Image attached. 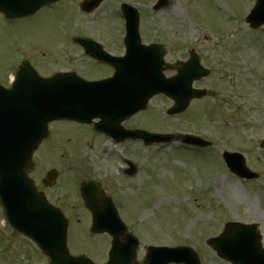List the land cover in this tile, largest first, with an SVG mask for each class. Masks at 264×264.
Listing matches in <instances>:
<instances>
[{
    "label": "rangeland",
    "instance_id": "374dc122",
    "mask_svg": "<svg viewBox=\"0 0 264 264\" xmlns=\"http://www.w3.org/2000/svg\"><path fill=\"white\" fill-rule=\"evenodd\" d=\"M80 1L72 0V13L61 17L67 21L71 15L72 28H65H70L72 35L95 31L105 36L104 31L108 30L115 37L122 22L114 8L124 1L139 6V26L144 40L157 37L183 50L186 45L208 50L209 57L205 62L213 66V72L203 83L217 88L216 98L195 101L193 108L190 105L183 113L186 118L166 117L163 114L165 102L156 99L151 104L154 109L143 111L138 117L154 128L197 132L212 141L209 150L170 152L161 148L152 152L137 143L132 146L125 143L120 147L123 150L120 153L130 157L134 154L139 165L130 184L119 180L120 171L117 169L123 164L120 158H114L115 162L104 158L96 144L89 147L87 156L93 172L110 175L104 180L106 191L124 207L123 216L127 221L135 222L143 241L163 245L191 244L199 252L203 264H229L218 258L204 239L221 231L226 221H247L264 210V150L259 147V138L264 137V27L251 29L244 21L253 0H166V5L157 10L151 8L155 0H104L88 14L79 9ZM52 25L51 20L19 21L10 27L18 40L9 45L8 27L2 24L0 17L1 80L8 77V65L13 60L11 46L25 40L40 41L42 33ZM106 37L111 40V36ZM20 50L16 59L22 54L30 56L29 60L41 73H48V62L35 52L25 54ZM72 66L82 72L87 69L77 61L72 62ZM221 74H224L222 79ZM163 117L166 118L165 123ZM56 124L51 125L55 133L61 127ZM60 130L59 137L52 139L53 133L46 141V148L42 147L34 154L36 168L32 177L36 185H40L47 163L56 162L57 155L54 156L52 151L67 159L71 155L64 146L66 141L70 139L72 146L69 143L68 146L75 153L83 144L74 128L63 127ZM56 145L57 149H53ZM223 150L241 152L247 165L261 177L253 181L243 180L225 170L220 155ZM50 155L54 157L50 158ZM60 160L58 158L54 164L63 167L65 170L62 172L67 175L70 162L64 165ZM68 181L66 176V184ZM54 187L50 193L63 199V189L57 184ZM123 195L127 199L126 204L121 203L120 196ZM261 229L264 233V223ZM2 252L0 246V254Z\"/></svg>",
    "mask_w": 264,
    "mask_h": 264
},
{
    "label": "water",
    "instance_id": "95a60500",
    "mask_svg": "<svg viewBox=\"0 0 264 264\" xmlns=\"http://www.w3.org/2000/svg\"><path fill=\"white\" fill-rule=\"evenodd\" d=\"M30 1L0 0V10L8 14L9 8H13L16 11L12 15L17 16L20 15L19 12L26 9ZM98 1L83 2L82 7L84 10H89ZM256 19L259 22L264 20V7L261 1L248 16V20L252 23ZM125 42L129 51L127 60L137 62L141 66L140 75L137 70L134 77L125 78L127 81L121 84V86L125 84L124 89L127 90L125 93H128L129 90L137 93L135 96L140 98L138 99L140 101L136 103L138 108H145L148 98L154 93H169L179 99V105L173 111L180 109L185 96L182 91L172 88L176 84L172 78L168 80L160 75L161 56L156 55V58L151 59V66L148 69L145 66L148 65L149 60L143 57V53L139 58L134 52L138 46L136 13L132 16L128 15ZM117 76L121 77V71L115 75V79H118ZM22 78V76L18 77L9 89L0 87V204L8 212L9 207L23 209L22 217L17 218V215H20L18 213L10 215L16 222L15 227L35 240L48 255L56 254L58 257H66L63 246L65 238L63 222L60 235L55 234L51 238L53 240L51 244H46L50 237L44 230L49 228L50 217L48 208L39 206L40 197L34 194V188L27 178L30 156L40 139L46 135L47 121L55 117H71L68 116L73 112H69V103L75 106L74 116L77 118L87 113V109H78L91 97L99 96L98 103L100 105L107 104L109 100L105 102L104 94H101L106 86L105 82L89 85L70 77H54L49 82L32 78L28 84L27 82L23 84L19 82ZM87 92H91V95H88ZM97 109L101 110L103 107L98 106ZM82 120L86 121L88 118ZM227 156L234 155L227 154ZM231 166L232 170L241 176L250 175L243 160L238 163L232 162ZM90 206L93 216L97 217L98 209ZM41 213L46 214L45 219L40 218ZM97 223H99L98 220ZM54 231L57 232V228L52 230V232ZM59 240L63 241L60 247ZM208 242L220 256L230 260L233 264H264V251L259 247V235L255 232L253 225L227 223L224 232L217 238H211ZM58 248L62 250V253L57 252ZM159 255L160 252L157 253V259ZM166 256L181 258L186 262L191 260L189 255L185 254L182 257L181 253Z\"/></svg>",
    "mask_w": 264,
    "mask_h": 264
},
{
    "label": "flooded vegetation",
    "instance_id": "af4514ba",
    "mask_svg": "<svg viewBox=\"0 0 264 264\" xmlns=\"http://www.w3.org/2000/svg\"><path fill=\"white\" fill-rule=\"evenodd\" d=\"M63 0H60L56 3L50 4L43 9L46 14L40 16L36 21L44 22V21H52L53 25L44 31L42 33L43 38L40 41H36L37 44L34 45H27V48H24V53L31 52V50H34L35 53L44 61L48 62L49 64V71L47 74L44 75H50L57 71H72L77 70L75 68H72V61L73 59L81 62L84 61L88 63L87 69L85 70L86 75L88 78H98L102 76H106L110 74L111 69L105 65L101 64L90 57L86 56L80 46L72 42V39H66L62 38L61 33L56 28V23L59 21V15L64 12H72V2L71 4L68 2H64L63 6H61L60 3H62ZM98 37L96 39L100 42L102 47L108 51L111 54H121V47H122V40L113 38H110L109 40L106 36L108 35H100L97 34ZM201 51V50H200ZM172 52V48L169 47V53ZM183 52V51H182ZM173 53V52H172ZM199 53V52H198ZM204 54H207V52L204 51ZM201 56V57H200ZM198 57L203 59L202 55ZM30 59L31 57L28 56ZM207 58V56L204 57V59ZM31 60V59H30ZM61 63H63V66H61ZM134 119V122L129 124L128 121H131V119ZM130 118L126 123L128 127H134L137 126L138 120L135 119L136 115ZM72 128L76 130L77 137H79L80 141H83V143L86 146H91V144H96L98 147L100 146V141H106L110 142L112 141L108 137H106L103 134H99L95 132L90 125L87 124H80L77 122L72 121ZM74 137L72 136V139ZM88 139H91L92 143L90 144V141ZM135 142H139L136 140ZM102 144V143H101ZM195 148V147H194ZM193 148V149H194ZM89 152L86 150L84 151L83 144L79 148V151L75 153V151L72 150L71 153V162L69 166V183H71V186L69 184V187L65 188L61 186L59 188L63 189V199H61L59 196L52 195L50 193L51 189L49 186H45L44 192H46V196L51 201V203L54 206L59 207L64 214L67 216L69 220H72V226L68 227V248L69 251L73 254H79V251H88V252H97L94 254V260L97 264H102L105 261V254L106 246L109 243V236L106 233H95L93 234L90 230V215L89 213L83 209H79V206H81V200L79 198V184L88 181V180H97V177L99 176L98 173L93 172L92 165L89 161L88 156ZM124 164L121 167V173H122V179L123 181L127 179H133L137 173V165L131 161L123 160ZM104 178L102 180H99L102 183L103 188V194L109 193L106 191ZM79 181V182H78ZM104 194V195H105ZM111 197H113L112 194L109 193ZM113 199V198H112ZM84 208V207H83ZM81 210V211H80ZM132 224V222L127 223V229L130 232V227L128 225ZM259 226H262V222L259 221ZM135 233V229H134ZM9 255H8V261L7 264H28L29 259V250L27 248L28 240L23 239L18 233H14L13 231L9 232ZM13 236L17 237V242L13 244ZM89 245L92 248H95L96 250L90 249L87 247ZM76 248H78V251H76ZM36 252V251H35ZM38 253V252H36ZM37 257L40 260H44L45 258L40 253L36 254ZM142 259L141 251L138 249L136 253V261L140 262Z\"/></svg>",
    "mask_w": 264,
    "mask_h": 264
}]
</instances>
